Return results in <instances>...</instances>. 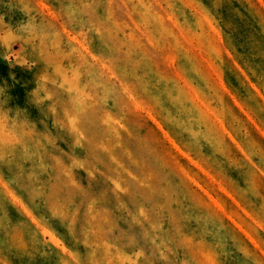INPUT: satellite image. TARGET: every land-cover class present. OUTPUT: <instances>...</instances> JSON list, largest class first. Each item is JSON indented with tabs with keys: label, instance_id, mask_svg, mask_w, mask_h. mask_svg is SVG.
Segmentation results:
<instances>
[{
	"label": "rangeland",
	"instance_id": "1",
	"mask_svg": "<svg viewBox=\"0 0 264 264\" xmlns=\"http://www.w3.org/2000/svg\"><path fill=\"white\" fill-rule=\"evenodd\" d=\"M0 264H264V0H0Z\"/></svg>",
	"mask_w": 264,
	"mask_h": 264
}]
</instances>
